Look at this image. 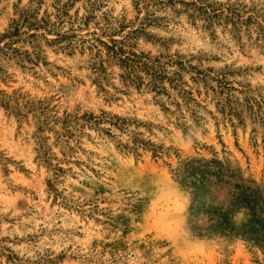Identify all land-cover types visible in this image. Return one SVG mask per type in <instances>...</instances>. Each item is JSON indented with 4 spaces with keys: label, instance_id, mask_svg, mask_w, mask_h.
Masks as SVG:
<instances>
[{
    "label": "rangeland",
    "instance_id": "1",
    "mask_svg": "<svg viewBox=\"0 0 264 264\" xmlns=\"http://www.w3.org/2000/svg\"><path fill=\"white\" fill-rule=\"evenodd\" d=\"M262 26L264 0H0V264H264L194 232L176 174L264 188Z\"/></svg>",
    "mask_w": 264,
    "mask_h": 264
},
{
    "label": "trees",
    "instance_id": "2",
    "mask_svg": "<svg viewBox=\"0 0 264 264\" xmlns=\"http://www.w3.org/2000/svg\"><path fill=\"white\" fill-rule=\"evenodd\" d=\"M39 23L50 26L47 19H38L37 24ZM22 24L23 20L14 22L13 32L5 37L17 35ZM176 174L179 183L192 195L193 214L205 220L201 225H193L196 234L234 237L243 240L248 247L257 248L264 253L262 185L253 179H246L239 171L231 169L218 159L186 161L177 168ZM214 184L230 185L228 198L220 204L208 202V198L213 194ZM240 213L242 218L238 221Z\"/></svg>",
    "mask_w": 264,
    "mask_h": 264
}]
</instances>
